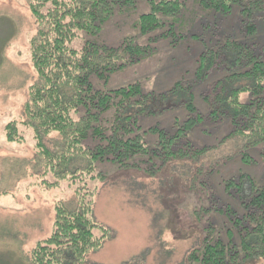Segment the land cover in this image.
Instances as JSON below:
<instances>
[{
  "label": "trees",
  "instance_id": "obj_1",
  "mask_svg": "<svg viewBox=\"0 0 264 264\" xmlns=\"http://www.w3.org/2000/svg\"><path fill=\"white\" fill-rule=\"evenodd\" d=\"M188 1L26 0L37 25L29 41L36 82L30 87L23 112L26 121L21 124L32 130L37 155L45 160L44 173L56 179L49 187L67 177L73 184L94 180L96 176L91 175L97 164H113L118 170H134L148 177L172 163L193 166V161L217 147L195 148L187 138L206 119L229 120L231 129L218 144L240 138L243 143L237 156L243 164L256 163L248 151L258 146L263 147L264 156V42L259 45L252 40L257 34L256 19H264V0H193L192 18L187 17ZM143 5L148 11L139 14L133 27L139 37L147 38L145 44L127 36L116 47L95 41H84L80 48L72 46L80 34L98 37L116 12L138 11ZM199 12L204 17L195 19ZM234 13L239 20L237 36L223 29ZM178 27L186 29L185 34L177 33ZM156 32L159 35L152 36ZM186 39H193L202 50L193 84L205 81L219 67L225 69L226 76L201 95L210 109L206 116L186 100L187 117L182 122L144 129L138 116H160L168 107L155 108L157 103L178 90L192 95V85L176 82L168 93L153 94L144 93L139 83L103 90L92 82L93 77L107 83L113 73L146 60L155 54L154 44L159 40L175 46ZM243 94L251 99L240 102ZM52 134L60 138L56 152L43 142ZM5 138L10 143L21 141L15 122L5 126ZM216 168L192 170L188 190L202 194L197 198L202 206L193 214L204 212L225 221L221 228L206 226L204 239L185 256V263L246 264L264 259V187L244 174L224 179L222 192L235 203L220 202L217 195L204 194L217 189L209 179ZM201 175L204 178L198 182ZM98 179L105 177L100 174ZM74 192L78 208L69 210L56 202L49 236L35 244L28 258L21 257L23 262L17 258L12 264H82L101 247L109 231L92 217L95 189L78 186ZM3 259L0 256V264H10Z\"/></svg>",
  "mask_w": 264,
  "mask_h": 264
},
{
  "label": "rangeland",
  "instance_id": "obj_2",
  "mask_svg": "<svg viewBox=\"0 0 264 264\" xmlns=\"http://www.w3.org/2000/svg\"><path fill=\"white\" fill-rule=\"evenodd\" d=\"M192 3L193 0L188 1L190 12L187 17L191 18L195 10ZM147 11L143 5L138 11L116 12L98 37L80 34L72 46L80 48L84 41H95L116 47L127 36L145 44L147 38L139 37L133 26L139 14ZM199 17H204L201 12L195 19ZM226 21L223 29L227 34L237 36L238 16L234 13ZM255 23L257 34L252 40L260 45L264 42V19H256ZM211 27L218 30L213 24ZM36 29V21L26 0H0V256L10 264L17 258L21 262L22 258H28L35 244L51 232L55 203H62L69 210L77 209L74 189L83 186V189H95L92 217L108 229L109 234L101 247L88 254L82 264H186L185 256L199 247L207 233L206 226L221 228L225 221L204 212L193 214L202 206L197 200L202 194L196 191L192 194L188 190L192 170L218 166L209 176L217 189L204 194L217 195L220 202L235 203L223 194L222 182L244 174L264 187L263 147L248 151L256 163L245 165L237 156L243 143L240 138L218 144L231 129L229 120L225 117L219 121L204 119L189 131L187 138L195 148L217 147L193 161V166L172 163L164 166L157 175L148 177L134 170H118L113 164H97L91 175L96 176L94 180L88 178L86 183L73 184L67 177L56 187H49L56 179L52 173H44L45 160L37 155L32 130L21 124L26 121L23 112L30 87L36 82L29 52V41ZM185 30L178 27L176 32L185 34ZM154 46L155 54L113 73L107 83L92 77L94 86L111 90L139 83L144 93L161 94L168 93L176 82L185 87L192 85V95L178 90L157 103L155 108L168 107L160 116H138V124L144 129L154 126L168 128L174 120L182 122L187 117L183 108L186 100L206 116L210 109L201 95L214 81L226 76L225 69L219 67V71L209 72L205 81L193 84L196 60L202 52L193 39L175 46L159 40ZM262 59L264 62V52ZM261 96L264 98V93ZM250 99L247 94L240 96V102ZM11 122L16 123L21 141L10 143L6 140L5 126ZM59 140L57 134L43 138L45 147L53 152L59 148ZM100 174L105 177L102 181L98 179ZM220 235L225 237L223 231ZM246 264H264V259Z\"/></svg>",
  "mask_w": 264,
  "mask_h": 264
}]
</instances>
